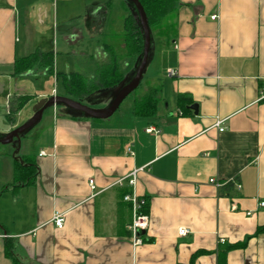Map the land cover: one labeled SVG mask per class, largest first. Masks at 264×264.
Instances as JSON below:
<instances>
[{
	"label": "crops",
	"instance_id": "crops-1",
	"mask_svg": "<svg viewBox=\"0 0 264 264\" xmlns=\"http://www.w3.org/2000/svg\"><path fill=\"white\" fill-rule=\"evenodd\" d=\"M129 14L125 0H0V95H27L11 72L34 52H52L56 80H97L112 61L129 80ZM150 35L142 88L161 87L153 116H134L135 99L105 120L52 107L35 155L0 151V264H264V0H175ZM97 94L91 108L104 109L114 93ZM23 157L35 174L14 185ZM131 193L148 220L135 237Z\"/></svg>",
	"mask_w": 264,
	"mask_h": 264
},
{
	"label": "trees",
	"instance_id": "trees-1",
	"mask_svg": "<svg viewBox=\"0 0 264 264\" xmlns=\"http://www.w3.org/2000/svg\"><path fill=\"white\" fill-rule=\"evenodd\" d=\"M138 1L146 14L149 29L158 26L162 19L170 13L175 6V0ZM122 40L126 50L125 56L127 58H133L138 62V59L142 55L143 37L136 18L132 14H129L124 21ZM37 67L42 69L43 73L52 75L54 72L52 52H34L16 60L12 67L11 76L15 78L20 75H25ZM55 76L57 80L60 79L65 94L77 101H83L99 91L111 90L124 79V74L114 61L102 66L99 70L97 80L94 81L77 73H59ZM160 90V86L148 88L143 96L135 99L133 104L134 116L137 118H149L153 116L159 101ZM30 98V96L24 95L17 99V107L14 110L11 109L7 115L10 121L13 116L12 112L14 114L16 111L20 110ZM184 99L183 96H179L178 98L179 102ZM34 174L35 166L31 159L23 157L15 160L14 185L30 184Z\"/></svg>",
	"mask_w": 264,
	"mask_h": 264
},
{
	"label": "rangeland",
	"instance_id": "rangeland-1",
	"mask_svg": "<svg viewBox=\"0 0 264 264\" xmlns=\"http://www.w3.org/2000/svg\"><path fill=\"white\" fill-rule=\"evenodd\" d=\"M117 24L119 25V27H123V24L120 20ZM63 60V58L58 59L59 63L55 66L56 70H65L62 64ZM147 70L143 74L141 85L138 87V89L133 91L124 102H122L123 104L121 105L120 109L125 110L128 106H130L133 99H138L144 95V90L142 87L144 84L143 82L145 81V78L147 76ZM20 76L22 78L19 77V79L22 80L18 79L17 87L18 83L22 85L25 88L24 90L27 91V95L31 97L30 99H32L33 97H35V95L38 94H43V98L58 95L73 99L72 97L65 94L60 79L56 80L50 75H45V73H43V70L38 67L34 68L31 71V74H28L26 77H24L25 75ZM53 90L55 91V94H53ZM94 96H96V98L93 101L88 99L83 100L81 102L90 108L94 107L95 105H97L96 101L101 99L102 95L98 96V94L95 93ZM40 99L42 98H33L30 102H26V104L20 110L16 111L14 114L12 112L13 116L12 120L10 121L7 115L9 114L10 110H14L17 105L15 101H13L12 96L6 97V93L3 96L0 95V137H3L9 133H7L6 131L10 129V123L13 122L12 124L15 125L14 129H16L24 125L27 121H29V119L33 115V108ZM60 108L63 107L60 106ZM49 110L50 108L43 114L41 120L38 123L29 128L27 131L20 134L19 140L14 139L12 143H8L5 145L0 144V151L6 153H9L11 151L15 152L18 156H21L24 155L26 153L25 151L27 150V153H32L35 155V153L39 149V145H43L50 138L52 114L51 112H49Z\"/></svg>",
	"mask_w": 264,
	"mask_h": 264
},
{
	"label": "water",
	"instance_id": "water-1",
	"mask_svg": "<svg viewBox=\"0 0 264 264\" xmlns=\"http://www.w3.org/2000/svg\"><path fill=\"white\" fill-rule=\"evenodd\" d=\"M132 15L136 18V21L140 27L143 37V49L142 55L138 59L137 66L131 74V78L123 81L114 87L113 97L109 105L104 109H91L84 105L81 101L73 100L64 96H50L48 98L40 99L33 108V115L24 125L9 132L7 135L0 137V144L5 145L12 143L14 139L19 140L20 134L27 131L29 128L38 123L43 114L49 109L54 107H60L67 109L70 112L77 114L78 116L93 119V120H105L111 117L119 108L121 103L135 91L143 77L145 72L151 43L150 29L147 23L146 14L138 0H125Z\"/></svg>",
	"mask_w": 264,
	"mask_h": 264
},
{
	"label": "built area",
	"instance_id": "built-area-1",
	"mask_svg": "<svg viewBox=\"0 0 264 264\" xmlns=\"http://www.w3.org/2000/svg\"><path fill=\"white\" fill-rule=\"evenodd\" d=\"M216 19H217L216 15L211 16V20H216ZM175 75H176V73L171 71V70L166 71V76L169 78H172ZM53 94H55L54 90H53ZM258 101H264V86L261 87L258 91ZM146 132L147 133H152V132L158 133L153 128H149L148 130H146ZM219 132H223V129H219ZM134 175H135V172L132 174V176H131L132 178L129 181V185L131 187H134V184H135ZM210 183L214 184L216 187H219V185L217 183H215L214 180H210ZM88 184H89L91 190L95 189L94 182L92 180H90L88 182ZM236 187H237V189L240 188V186H238V185ZM124 201L126 203H129L131 206V209H132V221L128 225L127 229L129 232H131L132 236L135 237L140 231L145 230L147 227V222H148L147 217L140 213V209L144 206L145 202L143 199H138L137 196L132 194V193L130 195H126L124 197ZM263 207H264V202H260L258 204V208H263ZM52 222L57 229H61L64 225L63 214L55 213L52 217ZM186 234H187V230H185V229H180L178 231V235H180V236H184ZM136 241H138V240H136Z\"/></svg>",
	"mask_w": 264,
	"mask_h": 264
}]
</instances>
